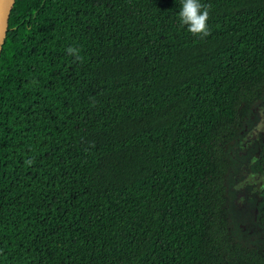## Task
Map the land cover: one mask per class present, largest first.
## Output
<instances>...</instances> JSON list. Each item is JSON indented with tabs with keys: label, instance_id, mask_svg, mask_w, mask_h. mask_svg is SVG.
<instances>
[{
	"label": "trees",
	"instance_id": "16d2710c",
	"mask_svg": "<svg viewBox=\"0 0 264 264\" xmlns=\"http://www.w3.org/2000/svg\"><path fill=\"white\" fill-rule=\"evenodd\" d=\"M202 3L206 36L179 0H15L0 264H264L227 207L242 167L264 175V140L242 147L264 106V0ZM258 195L242 214L264 230Z\"/></svg>",
	"mask_w": 264,
	"mask_h": 264
},
{
	"label": "rangeland",
	"instance_id": "374dc122",
	"mask_svg": "<svg viewBox=\"0 0 264 264\" xmlns=\"http://www.w3.org/2000/svg\"><path fill=\"white\" fill-rule=\"evenodd\" d=\"M259 111H260V116H261L260 118L264 117V106L260 107ZM258 123L256 125V133H258L260 135V134H262L261 132H264V121L259 123V124ZM258 125H259V127H258ZM250 134H252V132L246 136V140L248 139L249 136H251ZM244 172L249 173L246 170H244ZM245 173H243V174H245ZM248 178H251L252 183L250 182V184L255 185L257 183V181H259V180H257V178L255 179L254 175H253V177H251L249 175L246 178H244L243 182H241L240 184L244 183V181L246 182V180H248ZM231 185H232V183H231ZM247 185H249V183L245 184V186H247ZM240 189H243V188H240ZM248 189H249V187H248ZM234 199H236V194L231 193V201H230V203H228L227 207L229 209V218H230V222L232 225V230L234 232L238 233L237 235L240 238L244 239L248 243H251V244L264 243V235H262L264 230L254 226L250 222V219H249L250 215H248L249 213H247L245 215L242 214V213L246 212L247 210H248V212L251 211V209H252L251 202H250V205H249V203H242L239 210H237L235 205H234Z\"/></svg>",
	"mask_w": 264,
	"mask_h": 264
},
{
	"label": "clouds",
	"instance_id": "9594fccd",
	"mask_svg": "<svg viewBox=\"0 0 264 264\" xmlns=\"http://www.w3.org/2000/svg\"><path fill=\"white\" fill-rule=\"evenodd\" d=\"M180 10L178 19L182 26H187V30L194 35L208 34L207 20L208 11L202 0H179ZM73 53L74 49H68Z\"/></svg>",
	"mask_w": 264,
	"mask_h": 264
},
{
	"label": "flooded vegetation",
	"instance_id": "af4514ba",
	"mask_svg": "<svg viewBox=\"0 0 264 264\" xmlns=\"http://www.w3.org/2000/svg\"><path fill=\"white\" fill-rule=\"evenodd\" d=\"M261 119V118H260ZM250 134L251 136L248 137V139L246 140V136ZM262 134H258L256 133V129H250L249 131H247V134L244 137V140L242 141V147H243V151L244 153H247L248 150L255 145V143H258L259 145L261 144V141L264 140V132H261ZM253 135V136H252ZM242 172L240 175H238L239 177L237 178V189L238 191L236 192V198L240 199L237 201H240V204L242 205V203H248L249 200H253L254 194H256V196L258 195V192H261V189L264 188V175L262 174H256V173H252L250 172V169L248 168H241ZM244 170H246L249 173H245ZM245 173V174H243ZM251 176L253 177V175L255 176V179L257 178V183L254 184H250L251 182V178H248V180H246V182L244 181V183L240 184L241 182H243V179L246 178L247 176ZM259 182V183H258ZM246 183H249V185L245 186ZM252 183V182H251ZM245 187V188H244ZM249 187V189H248ZM243 188V189H240Z\"/></svg>",
	"mask_w": 264,
	"mask_h": 264
},
{
	"label": "water",
	"instance_id": "95a60500",
	"mask_svg": "<svg viewBox=\"0 0 264 264\" xmlns=\"http://www.w3.org/2000/svg\"><path fill=\"white\" fill-rule=\"evenodd\" d=\"M14 2L15 0H0V52L9 26L11 10L14 5ZM263 121L264 117L260 119L259 123Z\"/></svg>",
	"mask_w": 264,
	"mask_h": 264
}]
</instances>
